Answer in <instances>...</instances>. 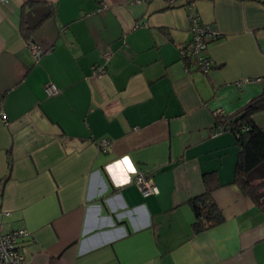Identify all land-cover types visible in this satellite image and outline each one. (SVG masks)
<instances>
[{
  "label": "crops",
  "instance_id": "crops-1",
  "mask_svg": "<svg viewBox=\"0 0 264 264\" xmlns=\"http://www.w3.org/2000/svg\"><path fill=\"white\" fill-rule=\"evenodd\" d=\"M27 1L50 11L25 36ZM187 3L0 0V207L4 230L28 231L21 264H264V209L231 183L235 138L214 129L264 87V0ZM193 11L219 31L207 72L180 57ZM125 155L157 192L118 186L107 166ZM209 171L224 221L193 233Z\"/></svg>",
  "mask_w": 264,
  "mask_h": 264
},
{
  "label": "trees",
  "instance_id": "trees-1",
  "mask_svg": "<svg viewBox=\"0 0 264 264\" xmlns=\"http://www.w3.org/2000/svg\"><path fill=\"white\" fill-rule=\"evenodd\" d=\"M33 5L34 2L27 1L22 8L21 31L25 36L30 35L33 30V28H27L24 22L25 8ZM52 11L54 8H51ZM218 37L219 35L216 38ZM180 57L187 69L191 64L197 68L194 59L181 55ZM214 67L215 64L212 68ZM260 111H264V87L231 113L214 111V129L220 127L222 130H230L235 138L237 157L231 183L237 185L244 195L264 209V130L254 118L255 114ZM202 180L204 190L187 201L193 213L191 223L193 233L202 232L224 221L223 213L212 195L213 191L221 185L216 172L203 173Z\"/></svg>",
  "mask_w": 264,
  "mask_h": 264
},
{
  "label": "built area",
  "instance_id": "built-area-1",
  "mask_svg": "<svg viewBox=\"0 0 264 264\" xmlns=\"http://www.w3.org/2000/svg\"><path fill=\"white\" fill-rule=\"evenodd\" d=\"M151 1L153 0H131L133 3L140 4H147ZM162 1L167 5H171L179 0ZM187 4L192 7L194 3L191 0ZM100 7H105V4L103 3ZM188 21L189 39L181 46L180 55L182 57L185 56L194 59L197 68L200 69L201 72H207L215 64L213 59L207 54V44L210 40L215 39L219 35V31L209 23L202 22L197 11L189 12ZM28 46L31 49L35 59H37L43 52L46 51L38 45L29 44ZM109 56V50L103 51L102 57L105 63L108 61ZM105 63L92 65V73L96 76L105 74ZM44 90L48 95L58 92L57 86L52 82L45 83ZM219 131H222V128L218 127L216 129V132ZM102 144L105 145L106 141L103 140ZM134 181L143 195L157 192L156 186L143 172H137ZM9 215L10 211L0 207V264H21L24 259V254L19 245V240L25 237L28 234V231L23 227L4 230L3 219Z\"/></svg>",
  "mask_w": 264,
  "mask_h": 264
},
{
  "label": "clouds",
  "instance_id": "clouds-1",
  "mask_svg": "<svg viewBox=\"0 0 264 264\" xmlns=\"http://www.w3.org/2000/svg\"><path fill=\"white\" fill-rule=\"evenodd\" d=\"M107 170L113 175L118 186L128 185L132 182V176L137 174V169L130 155L123 156L120 160L107 166ZM131 173V175H128Z\"/></svg>",
  "mask_w": 264,
  "mask_h": 264
},
{
  "label": "water",
  "instance_id": "water-1",
  "mask_svg": "<svg viewBox=\"0 0 264 264\" xmlns=\"http://www.w3.org/2000/svg\"><path fill=\"white\" fill-rule=\"evenodd\" d=\"M50 11V7L47 4H38L30 7L25 13L26 27L33 28L45 15Z\"/></svg>",
  "mask_w": 264,
  "mask_h": 264
},
{
  "label": "rangeland",
  "instance_id": "rangeland-1",
  "mask_svg": "<svg viewBox=\"0 0 264 264\" xmlns=\"http://www.w3.org/2000/svg\"><path fill=\"white\" fill-rule=\"evenodd\" d=\"M193 1H198V0H193ZM235 156H236V148H235Z\"/></svg>",
  "mask_w": 264,
  "mask_h": 264
}]
</instances>
